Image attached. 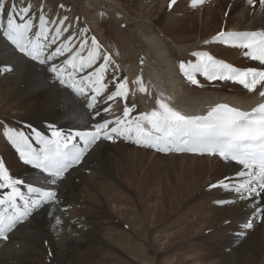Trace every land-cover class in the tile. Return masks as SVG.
I'll list each match as a JSON object with an SVG mask.
<instances>
[{"label":"bare ground","instance_id":"1","mask_svg":"<svg viewBox=\"0 0 264 264\" xmlns=\"http://www.w3.org/2000/svg\"><path fill=\"white\" fill-rule=\"evenodd\" d=\"M84 1H87L86 4L90 3L89 8H93L89 9L86 6L88 9L86 11L87 14L83 15L84 22L75 15L68 17V21L73 22L72 20H76L74 25L78 27L79 31H83L86 40L89 39V33H91L88 31L89 25L92 22L98 21L97 17H102L103 11L114 16L118 15L120 19H124L128 23L126 30L117 29V36L115 35L116 42H113L111 38L109 39L112 43H117L113 44V46L125 48L120 53V57L124 56L127 58V64L130 67L128 70L129 75H132L135 70V72L139 70L137 80H142L147 89L146 93L135 92L138 94L139 103L131 104L135 106V111L128 119L134 120L142 113L158 110L157 101L167 103L172 109L180 112L182 115L195 116L201 112L203 114L207 113L205 111L220 103L251 109L257 103L264 100L260 96L254 99L259 88L256 93L249 96L244 94L245 96L239 97L238 94L242 92V87H237L238 94L234 90L236 88H234L229 92L232 93L230 95L221 89L220 91H191L189 85L185 86V81L179 73V66L176 64L177 68L175 70L173 60L175 61V58L186 50L185 44L187 43L183 39L172 37L175 41L174 43L178 44L174 46L173 42H170L159 31L161 24L164 21L165 23L169 22L172 18L167 16L168 11L162 12L158 16V19L154 21L148 15H143L144 12H138L137 9L139 8H136L138 5H132L131 7H135L134 11L132 10L135 13L133 15H142L137 21V18L130 16L131 10L126 9L120 0ZM217 1L219 2L220 9L226 15H230L228 17L230 21L232 18L237 19L235 27L232 28L233 32L263 28L264 14L257 3L254 2V4L250 5L247 0ZM61 7L64 10V7ZM25 8L26 6L15 2H0V123L7 128L6 131L4 130L5 135L2 133L4 131H0L2 133V136L0 134V143L3 144L0 160L5 163L13 177L24 181V185L20 187L26 198L30 200L39 198L27 191L28 186L39 188L42 191L47 187L56 193L57 200L54 203H43L39 208H33L31 203L25 205L23 200H17V206L21 210L25 209V207H32L33 211L26 221L18 223L13 231L6 233L8 236L7 240L0 239V264H126L128 259L123 253L124 250L129 254H141V250L135 247L140 237L143 238L146 247L143 251L144 256H156L158 264H166L169 260L166 262L161 261H164L165 254L162 252L155 253L150 245L147 244L148 241H151L153 232L157 229L154 227L157 226L152 225L153 227H150L151 225H147L144 221L145 218L138 217L135 219L133 217L139 214L133 215L134 211H128L129 215H126V217L128 216L126 224L136 228V233H134L129 228L124 229L125 224L111 217L112 215L107 212L105 207L106 204L111 203L110 200L115 206L117 204L122 206L124 204V200L122 201L121 198L123 197V189H129L125 184L126 182L134 184L136 175L141 173L146 174L144 172L145 169L157 173L160 164H163L164 168L171 167L170 164L167 162L162 163V161L172 158L179 161L178 166L175 165L173 167L178 176H182L181 173L188 170L186 169L187 162L185 160L192 159L195 162L194 164H189L192 171L200 174L207 172V178H210L208 182L210 185L224 182L229 184V189L212 188L211 192H207L210 193L209 195L206 193L208 198L214 200L212 202L214 204H207L208 208L206 211L212 212L209 214L206 226L203 224L200 232L194 233L197 235V242L199 244H188L186 243L188 240L182 242L179 241L181 239H178L171 246L170 253H180L181 250H185L184 253L190 254V257L196 263L206 260H214V264H260L261 261L263 263L264 211L262 210H264V207H261L260 213H257V210L252 211L251 208H248V205L251 203L264 205V192L259 196L247 194L242 196L240 192L237 195L231 190V187L239 186L240 183H243L239 181V177L242 178L240 173L244 171L242 166L239 167L212 156L202 157L204 158L201 159L202 161L199 159L201 157L189 155H152L149 157L146 154L148 150L144 149V152L140 148L118 141L111 144L98 145L90 149L85 162L80 168L56 183H53V179L44 174L43 171L23 162L16 145L9 140L8 134L10 132L7 133L8 130L15 129L17 135L14 138L16 140L26 137L28 146L37 152L42 151L44 143L38 140L40 133L47 138L49 136L48 132L52 129L51 126L53 125L58 126L66 136H71L74 130L77 132L89 130L92 119L98 115H103L105 108L111 105V102L106 100L105 97L115 90L113 84L125 80V77L120 75V71L115 70L113 66L112 68L108 67L106 72L108 89L100 97L97 105L98 108L92 114L89 113L84 102L61 87L53 79L54 72L51 71V68L55 67L54 65L43 66L26 61L14 50L11 42L7 39L6 25L8 20L13 19L17 22H22L18 19V15ZM55 9H51L52 12ZM29 17L32 25L29 30L31 31L29 40L40 39V44H42L44 51L52 43L49 36L53 32L55 34L58 33V35L64 34L65 29L68 27L67 21L53 23L52 28H48V32L50 33L44 34L39 31L40 27H38L41 21L40 16L28 12L25 15L24 22ZM250 19H252V22H250ZM241 23L243 24L241 25ZM245 23L248 26L242 28ZM82 24L84 25L81 29L80 25ZM240 25L241 27H239ZM95 29L97 30V26H95ZM68 31H70V28ZM75 31L76 29L73 30V32ZM159 35L163 38H160ZM108 46L112 47L111 45ZM56 47L52 45V49L56 53L53 56L58 57L60 62L63 61L61 64H64L66 61L68 67H71L76 59L68 57L61 49ZM84 47L80 45L76 49L70 48L73 51H77L80 62V78L88 84V75L85 73V70L89 53L85 54L86 50L83 51ZM88 47H95L93 41L89 42L86 48ZM109 47L106 48L109 50ZM169 53L172 55H168ZM118 56V54L115 55L116 58ZM44 57L49 58L50 55L47 54ZM128 58H130V61ZM185 58L189 59V57ZM69 61H72V64H69ZM82 62L84 64L83 67H81ZM179 62H183V59L179 60ZM120 64L124 66V63ZM135 65L138 68H134ZM55 68L59 70V66ZM9 69L11 70L9 71ZM110 71L113 80L108 75ZM134 85L138 86L136 83ZM203 85L200 84L201 89H203ZM207 86L209 88L204 86V89H210V85ZM234 93L237 95L235 96ZM113 118L116 119L117 117L114 116ZM144 128L149 130L150 126L144 124ZM10 134L13 137L14 133ZM23 146H25L24 141ZM207 160L212 161L209 166L203 162ZM175 171L174 173H176ZM209 173L211 177H209ZM244 179L246 178H243V181ZM6 191L0 190V198L6 194ZM111 194L114 195L108 199ZM87 197L91 198L95 203H100V206L95 207L94 203L90 209L86 208L88 210L86 211L83 202H85L84 198ZM243 198H248V201L241 203L240 199ZM102 200L104 202L101 206ZM6 211L11 212L12 209L7 205L0 206V213ZM260 215L263 216L262 223L257 222V217ZM227 219L231 222L229 224L230 234H226L228 231L226 227H220L222 220ZM247 223L253 224L250 230L245 227ZM200 224H202L201 221H197L191 227L193 229L200 226ZM207 226L211 227V229H208L210 231L206 230ZM107 227L118 232V238L113 236L114 238H112L111 242L108 241L109 239L106 240ZM232 231L236 234L235 236L231 234ZM238 234L243 237H240ZM222 235L226 238H223ZM124 238L125 240H123ZM125 242L127 245H124ZM142 244L138 246L142 247ZM122 246L123 250H120ZM189 249L192 250L191 253H189L190 251L188 252ZM198 252L202 253L197 255Z\"/></svg>","mask_w":264,"mask_h":264},{"label":"snow or ice","instance_id":"2","mask_svg":"<svg viewBox=\"0 0 264 264\" xmlns=\"http://www.w3.org/2000/svg\"><path fill=\"white\" fill-rule=\"evenodd\" d=\"M176 2L177 0H170L169 8ZM205 2L206 0H192V6H202ZM247 2L250 5L254 4V0H247ZM259 2L264 4V0H259ZM28 11L29 9L25 8L18 15V19L22 22L8 20L6 35L11 44L21 53L37 60L39 59L38 45L32 44L29 47L31 42L28 32L32 27L30 17L24 22ZM215 41L233 48L246 49L244 52L246 57L264 65V31L220 32ZM93 44L95 47L89 53L88 67H92L94 61L100 56L99 44L95 38H93ZM193 55L197 57V63L191 65L181 63L180 65L181 70L191 83L199 85L196 75L200 74L209 81L222 80L240 84L249 93H256L258 87H261L262 90L258 95L264 98V70L238 69L228 63L216 60L207 52L193 53ZM109 62H111L110 56L105 59V63L97 71L88 77L91 91L95 93L92 97L93 103L89 104V107H94L98 102L97 98L101 97L108 89L106 72ZM40 63H45V60L41 59ZM69 64H72V61H69ZM83 66L82 62L81 67ZM51 71L57 73V78H60V70L52 67ZM61 83L64 81L61 80ZM135 83L138 85L139 92H147L142 80L138 79ZM67 86L81 95L85 91L83 87H77L76 84ZM113 88L115 90L105 97L106 100L111 101L117 98L128 100L130 89L127 80L113 84ZM157 104L158 110L142 113L134 120H130L128 118L135 111V106L129 107L125 103L122 119L98 123L92 133H77L84 145L79 148L76 144L71 143L72 136L65 137L55 129L52 133L55 139L44 142V148L39 152L27 145L26 137H22L25 142L24 147H21L10 133L8 137L16 145L23 162L53 177V183L63 179L71 167L79 164L89 147L97 141L112 140V133L127 135L128 138H131V134L134 132L135 143L156 148L158 151H171L173 148L169 145L177 144L184 145V147H175L174 150L177 152L207 154L219 156L224 161H234L243 167L244 171L240 173V176L246 178L243 183L239 184L236 191L240 192L242 196L246 194L258 196L264 192V102L259 103L250 111L219 104L211 108L207 115L198 116L182 115L163 101H157ZM105 111L110 112L111 109L105 108ZM110 124H115V127L110 129ZM144 124L149 125L151 130H146ZM154 133L159 135H154ZM22 185H24V181L13 177L5 163L0 160V190H7L6 194L0 198V206L7 205L12 209L11 212L0 213V239L7 240L6 233L13 231L18 223L26 221L32 214L30 209L21 210L17 206V200H23L25 205L31 203L33 208H39L43 203H54L57 200L55 192H44L39 188L28 186L27 191L39 197L36 200H30L22 193L20 187ZM218 187L229 189V184L220 182L210 185V188ZM245 227L251 229L253 224L247 223Z\"/></svg>","mask_w":264,"mask_h":264},{"label":"rangeland","instance_id":"3","mask_svg":"<svg viewBox=\"0 0 264 264\" xmlns=\"http://www.w3.org/2000/svg\"><path fill=\"white\" fill-rule=\"evenodd\" d=\"M11 2L13 1L15 3H23L26 8L29 9V13L35 14L36 16L40 15V32H43L44 34H48V28H52L53 23H58V22H68L67 24V29H65L64 34H55L54 32L52 33L53 40L57 44H61L64 41H66L68 44H73L70 47H73L74 49L78 48L80 46V41H84V34L83 31H79L78 27H75L74 22L76 20L68 21V17H71V15H75L81 19H83V15L87 14V9L90 7V3L86 4L87 1L84 0H0V2ZM119 1V0H118ZM123 4V6L131 10V17L132 18H137V21L142 17V15H133L135 7H131L132 5H138L136 8L138 12L143 13V15H148V17H151L156 21L158 19V16L162 13L168 11L167 16L172 17L169 22L165 23V21L161 24V27L159 31L161 34H164L165 37L169 39L170 42H173L174 46H177L178 44H175L173 38H179L185 40L187 44L185 46L187 47L185 51L181 52L180 55L175 58L174 66L175 70L177 68L176 64L179 66L180 62L179 60L183 59V61H186L187 59L185 57H189V53L191 50H195L200 47L201 52H207L210 54H214L217 57H219L222 60H226L229 62L234 63L237 66L244 67V68H254L258 64L255 63L253 60H249L246 58L245 55L242 54L245 50L242 48H233V47H225L217 45L218 42L215 41L216 34L220 32H225L227 30H231L232 28L235 27L237 23V19H231L229 20L228 17L230 15H226L224 11L220 9L219 2L217 0H206V2L202 6L198 7H193L192 6V0H177L176 4L173 5L171 8H169V3L170 0H120ZM85 2V3H84ZM165 2V3H164ZM257 5L261 7V10L264 14V8L263 5L259 1H255ZM62 4V5H61ZM121 4V5H122ZM20 5V4H19ZM28 5V6H27ZM59 6V7H58ZM64 7L63 8L61 7ZM88 8H87V7ZM121 7V6H119ZM56 8L54 12H52L51 9ZM122 8V7H121ZM130 8V9H129ZM147 8V9H146ZM93 9V8H89ZM33 11V12H32ZM59 12V13H58ZM135 14V13H134ZM154 14V15H153ZM102 17H99L95 21V23H91L90 26L88 27V31L91 32L89 33L90 39L94 38L102 45H100L101 49L103 48L102 54L105 53V50L107 51L108 49H104L105 47H109L108 45H111L112 47L108 50V54L111 57V62L115 66H119L120 68H125L127 70V77L128 79V85L130 89V94L128 99L130 100L131 104H138L139 99H138V86H135L134 83L137 81L138 74L134 71L132 75H129L128 70L130 69L129 65L127 64V58L124 56L120 57V53L125 49L120 46H113V44L117 43H112L116 42V36H117V29L120 30H126L127 29V21L124 19H120L118 15L114 16L112 14L107 13L106 11L102 12ZM65 17V18H63ZM73 18V17H72ZM78 18V19H79ZM118 18V19H117ZM131 18V19H132ZM252 22V19H250ZM134 21V19H133ZM120 22V23H119ZM43 27H42V24ZM99 24V25H98ZM151 24V23H150ZM243 23H241L242 25ZM50 25V26H48ZM83 25L81 26V29L83 28ZM241 25L239 27H241ZM94 26V28H93ZM95 26H97V30L95 29ZM248 26L247 23L242 26V28H246ZM42 27V28H41ZM47 27V29H46ZM66 27V26H65ZM64 27V28H65ZM92 27V28H91ZM73 32V30H75ZM85 28V27H84ZM90 28V30H89ZM116 28V29H115ZM42 29L47 30L46 32ZM54 29V28H53ZM116 30V31H115ZM115 34H113L114 32ZM67 32V33H66ZM82 32V34H81ZM42 33V34H43ZM75 34V35H74ZM154 34H156L154 32ZM80 35V36H79ZM113 35V36H112ZM116 35V36H115ZM157 35V34H156ZM169 35V37H168ZM94 36V37H92ZM76 37V38H73ZM82 37V38H80ZM153 37V36H151ZM160 38L161 35H159ZM173 37V38H172ZM111 38V40H109ZM171 38V39H170ZM71 39V40H70ZM81 39V40H80ZM70 40V41H69ZM63 41V42H62ZM106 43V44H105ZM75 44H77L75 46ZM223 44V43H222ZM88 44H84V50H86L85 54H88L92 52V48L88 47L86 48ZM105 45V47L103 46ZM118 47V48H117ZM123 48V49H122ZM231 49V50H230ZM235 49H241L239 52ZM115 52V55L118 54V58L113 57V54ZM118 52V53H117ZM179 54V53H178ZM172 55V54H168ZM175 55V54H173ZM71 57V56H68ZM120 57V58H119ZM124 57V58H123ZM73 58V57H71ZM115 58V59H114ZM120 59V60H119ZM130 58H128L129 60ZM190 59V58H189ZM188 59V61H189ZM123 62H122V61ZM104 61V60H102ZM127 61V62H125ZM130 61V60H129ZM110 62V63H111ZM191 62V61H190ZM120 63H124V66H121ZM126 63V64H125ZM126 66V67H125ZM93 67V65H92ZM92 67H86V69H91ZM134 68H138V66L135 65ZM119 71L118 69H115ZM178 72V71H177ZM135 74V76H133ZM109 75V74H108ZM130 76V77H129ZM198 77V76H197ZM133 78V79H132ZM199 81V85H194L191 83L189 80L185 81V86H190L191 91L194 90H206V91H220V89L224 92H227L228 94L232 95V93H229L231 90L234 88L232 86L234 85H227L225 83H211L210 82V89H204L205 87H208L204 82L202 81L200 83V78H196ZM222 82V81H221ZM200 84L203 85V89H199ZM218 85V88L215 86ZM196 86V87H195ZM224 87V88H223ZM209 88V87H208ZM237 92V89H234ZM262 90L261 87L258 89L259 91ZM233 91V92H235ZM136 92V93H135ZM239 92V97L243 96H249L251 94H248L247 92ZM257 93L256 96H259ZM237 94L234 93L236 96ZM245 94V95H244ZM255 97V96H254ZM120 106V105H119ZM1 122V120H0ZM6 131L7 128H5V125H2L0 123V131ZM5 131L2 132L5 135ZM0 132L1 136L2 133ZM14 133L13 136L16 135L15 129H10L8 130L7 133ZM1 138V137H0ZM2 143H0V152L3 151ZM145 152L144 149H140ZM147 151V150H146ZM147 156L151 157L152 155H155L151 152H147ZM174 156V155H173ZM204 159V158H199ZM202 161V160H201ZM168 163L171 165V167L164 168L163 164H160V168L157 173L150 171L148 169H145L144 173L136 175V181L133 182L134 184H129V183H124L128 186L129 189H123L124 192L122 193V201L124 204L122 206H119L118 204L115 206L112 201V203L106 204V210L109 214H111V217H114L115 219H118L122 221L125 226V228H129L132 232L136 233V228L133 226L127 225L126 221V215H129V212H133V215L139 214L136 217L134 216L133 218H145V222L147 225H151L150 227H154L156 230L153 232V236L151 237V241H148L147 244L150 245L152 250L156 253H164L165 254V259L164 261L161 260L162 262H166V264H214L215 261H201V262H195L191 257L190 254L184 253V251H180V253H174L171 252L170 250L172 249V245L174 241L181 239L179 241H187L186 243L188 244H199L197 242V235L194 233L200 232L201 226H206V222L209 218V214L212 211H206L207 210V204H211L214 200L208 198L207 196L211 192L212 188H208L210 184L208 183L210 181V178H207V172H204L203 174L200 173H195L190 169L189 164H194L195 162L192 159H187L185 162H187V171H183L181 174L182 176H178L177 172L174 170V166H178V160L176 161L174 158L172 159H164L162 163ZM192 162V163H191ZM205 164L209 166V164L212 163V161H203ZM201 164V163H200ZM174 171L176 173H174ZM230 171V170H229ZM228 171V173H229ZM180 173V172H179ZM193 173V174H192ZM211 174L209 173V177ZM147 178H146V177ZM146 179V180H144ZM143 184V185H142ZM212 184V182H211ZM129 190V191H128ZM111 191V190H110ZM112 192V191H111ZM208 195H207V194ZM114 194H111L108 199L113 196ZM201 196V198H200ZM261 197V196H260ZM264 197V196H263ZM102 199V198H101ZM241 203L248 201V198H243L240 199ZM83 205L86 208H89L95 203L91 198H84ZM263 201V200H262ZM104 200H102L101 206L103 205ZM100 203H95L94 206L98 207ZM214 204V203H212ZM119 206V207H118ZM118 207V208H117ZM264 207V205H261L260 203L258 204H249L248 208H251V210H257V213H260V208ZM221 208V207H219ZM86 211H88L86 209ZM129 211V212H128ZM125 212V213H124ZM209 212V213H208ZM124 213V214H123ZM125 216V217H124ZM258 217L263 216L260 215ZM132 218V217H131ZM126 221V222H125ZM201 221L202 224L200 226L195 227L192 229L191 225L194 224L195 222ZM225 221V222H223ZM130 222V221H129ZM223 222V223H222ZM222 224L220 223V227H226L228 231L226 234H230L229 231V224L231 223L228 219L227 220H222ZM262 223V221L260 222ZM162 225L161 227H159ZM132 228V229H131ZM159 228V229H158ZM134 229V230H133ZM208 229H211V227L207 226L206 230L210 231ZM110 228L107 227L106 231V240L111 242L113 236L118 238V232L111 230ZM111 233H109V232ZM193 231V233H191ZM108 232V234H107ZM117 234V235H116ZM123 235V233H121ZM140 234V232H139ZM200 234V233H199ZM234 236V232L232 231L231 233ZM223 236V235H222ZM111 237V238H109ZM189 238V239H188ZM223 238H226L223 236ZM243 239V238H242ZM125 240V238L123 239ZM136 242L135 247H137L139 250H141V254H129L124 250V254L127 257V263L129 264H158L156 256L150 257V256H144L143 251L145 247L143 238L140 237ZM143 243V244H142ZM139 244H142V247L138 246ZM171 244V245H170ZM124 245H127L126 242ZM170 246V247H169ZM167 248V249H166ZM120 250H123V246L120 247ZM190 251V252H189ZM189 253L192 252L191 249L188 250ZM202 252H198L197 255L201 254ZM190 257V258H189ZM263 263L261 261L260 264H264V259ZM148 262V263H147Z\"/></svg>","mask_w":264,"mask_h":264}]
</instances>
